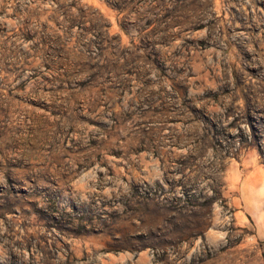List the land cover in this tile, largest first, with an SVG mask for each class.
I'll list each match as a JSON object with an SVG mask.
<instances>
[{"label": "rangeland", "instance_id": "rangeland-1", "mask_svg": "<svg viewBox=\"0 0 264 264\" xmlns=\"http://www.w3.org/2000/svg\"><path fill=\"white\" fill-rule=\"evenodd\" d=\"M0 264H264V0H0Z\"/></svg>", "mask_w": 264, "mask_h": 264}, {"label": "trees", "instance_id": "trees-1", "mask_svg": "<svg viewBox=\"0 0 264 264\" xmlns=\"http://www.w3.org/2000/svg\"><path fill=\"white\" fill-rule=\"evenodd\" d=\"M113 7H116V8H119L118 6H113ZM92 9V7L91 6H89V5H85L84 7H78L77 8V10H78V16H82V15H87L88 14V12H89V10H91ZM97 14H99V15H101V19L103 20V22L101 23V30L103 29L104 30V32H105V34H106V32L108 33V31H106V30H108V28H109V26H110V23L107 21V20H104V18H102V14L100 13V11L98 12V9H97ZM72 25H74V23H72ZM105 28V29H104ZM92 44L94 45V46H92ZM92 44L91 45H89V47H95V49L97 50V51H102L103 50V42H97V44L96 43H94V42H92ZM93 67V66H92ZM93 68H96V69H100V67L99 66H94ZM103 69V68H102Z\"/></svg>", "mask_w": 264, "mask_h": 264}]
</instances>
